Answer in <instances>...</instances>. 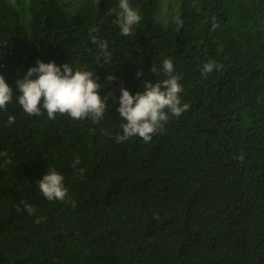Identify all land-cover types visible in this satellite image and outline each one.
Returning <instances> with one entry per match:
<instances>
[{
    "label": "trees",
    "instance_id": "trees-1",
    "mask_svg": "<svg viewBox=\"0 0 264 264\" xmlns=\"http://www.w3.org/2000/svg\"><path fill=\"white\" fill-rule=\"evenodd\" d=\"M130 3L142 20L125 37L118 0H0L14 92L43 59L88 66L112 94L100 123L0 110V264H264V0ZM165 58L189 109L148 142H118L121 87L155 82ZM48 168L65 175L64 200L36 186Z\"/></svg>",
    "mask_w": 264,
    "mask_h": 264
},
{
    "label": "clouds",
    "instance_id": "clouds-1",
    "mask_svg": "<svg viewBox=\"0 0 264 264\" xmlns=\"http://www.w3.org/2000/svg\"><path fill=\"white\" fill-rule=\"evenodd\" d=\"M118 9L115 23L119 26L120 33L127 37L141 22L142 15L130 0H118ZM93 40L95 41V37ZM214 67L213 63L206 62L202 72L209 73ZM151 70L158 74L159 79L155 82L145 80L141 91L133 93L127 87L120 89L117 112L121 117L122 134L116 137L118 142L132 137L148 142L170 116L178 117L190 107L183 102L182 76L176 72L171 58L154 64ZM144 75L142 70L137 72L138 78ZM107 79L111 82L115 76L109 75ZM15 85L18 92L13 91L6 77L0 73V110L6 109L15 101L22 112L29 116L46 114L48 119H55L59 114L75 120L90 119L93 123H100L108 116L111 107L109 99L112 94L101 93L102 86L95 70L73 61L61 65L54 60L46 62L40 59L22 77L17 78ZM15 122V114L8 115L7 126ZM240 158L243 159L242 156ZM78 163V160L74 161L73 167ZM36 186L48 200H64L69 191L65 175L55 168H48L47 173L36 182ZM24 208L30 214L34 211L28 203L24 204Z\"/></svg>",
    "mask_w": 264,
    "mask_h": 264
},
{
    "label": "rangeland",
    "instance_id": "rangeland-1",
    "mask_svg": "<svg viewBox=\"0 0 264 264\" xmlns=\"http://www.w3.org/2000/svg\"><path fill=\"white\" fill-rule=\"evenodd\" d=\"M167 2H168V0H165V6L163 7V12L165 13V10H166V8H167ZM169 3H171L170 4V11H172V14L175 16L176 15V8H177V5H176V3H172V2H169Z\"/></svg>",
    "mask_w": 264,
    "mask_h": 264
}]
</instances>
